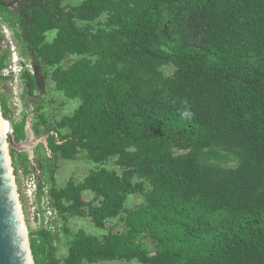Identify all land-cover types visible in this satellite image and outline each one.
Here are the masks:
<instances>
[{"label": "trees", "instance_id": "obj_1", "mask_svg": "<svg viewBox=\"0 0 264 264\" xmlns=\"http://www.w3.org/2000/svg\"><path fill=\"white\" fill-rule=\"evenodd\" d=\"M13 1L16 11L0 6V44L4 24L30 60L21 80L41 99L37 124L59 135L49 140L54 157L41 155L40 192L65 237L68 214L99 227L124 221L103 236L79 229L61 259L49 227L30 232L36 264H264V0ZM69 55L80 58L64 67ZM8 62L4 50L0 99L12 120ZM49 77L81 101L55 122L43 113ZM27 115L12 120L17 141ZM81 152L100 166L59 187L58 158ZM12 155L35 173L26 152ZM112 158L119 169L103 166ZM133 193L143 201L127 208Z\"/></svg>", "mask_w": 264, "mask_h": 264}, {"label": "rangeland", "instance_id": "obj_2", "mask_svg": "<svg viewBox=\"0 0 264 264\" xmlns=\"http://www.w3.org/2000/svg\"><path fill=\"white\" fill-rule=\"evenodd\" d=\"M82 0H63L64 5H75L80 3ZM2 33L4 35V40L0 44V53L4 50H16L23 60V67H30L29 59L23 57L22 49L14 37L12 29L7 25H2ZM55 32H49L47 38L49 40L53 39ZM79 56L69 55L63 62L64 67H68L74 61L79 59ZM163 71L167 75H171L175 71L173 65L163 66ZM7 75L11 76L10 80H5L1 83L3 90L2 92L5 95V98L8 102V106L11 109L12 120H20L25 113L29 115V120L34 122L36 119L34 114V109L37 104L40 103L41 99L37 97H32L31 95L25 93L24 85L21 79L17 77L16 74H8V71H5ZM47 88L46 92H38L42 94V98L46 99V104L43 110V113L47 118L52 122L61 119V117L66 115H72L75 110L79 107L81 101L78 98H68L64 92L59 91L56 88V84L51 77L47 79ZM66 132V129L62 130ZM18 159V156H16ZM34 160V159H33ZM19 159L17 165H15V172L17 183L19 186V191L21 194V199L23 202V207L26 216V222L28 225L29 233L37 232L43 226L49 227L54 234V245L55 252L58 259L64 257L67 253V245L69 239L73 238V235L79 229H85L88 232L98 234L103 236L108 233L110 230L115 232L122 231L124 229L123 218L117 217L107 220L106 224L103 227L96 226L92 221V218L89 214L85 216H73L67 215V224L71 229V234L69 237H65L63 231V219L62 217L53 209L50 203V198L47 193V190L42 194L39 189V179L41 177L40 172L31 173L26 175L23 168L19 165ZM58 164L60 169L57 173V184L59 187L65 186L69 180H74L76 182L82 181L91 170L98 168L100 165L92 162L85 152H81L78 157L74 160H66L63 158H58ZM103 166L110 169H119L116 164V159H110ZM35 180L37 186H33L30 180ZM138 179H136L137 181ZM84 198L86 200H91L94 196V193L90 190H86L84 193ZM143 201V196L140 193L131 194L126 202L127 208H133ZM89 264H142L137 260L134 261H122V260H111V261H99Z\"/></svg>", "mask_w": 264, "mask_h": 264}, {"label": "water", "instance_id": "obj_3", "mask_svg": "<svg viewBox=\"0 0 264 264\" xmlns=\"http://www.w3.org/2000/svg\"><path fill=\"white\" fill-rule=\"evenodd\" d=\"M25 133L24 141L16 140L14 123L4 116L0 99V264H36L12 150L26 152L34 164L35 146L43 141L49 150V144L47 136L36 137L29 119Z\"/></svg>", "mask_w": 264, "mask_h": 264}, {"label": "flooded vegetation", "instance_id": "obj_4", "mask_svg": "<svg viewBox=\"0 0 264 264\" xmlns=\"http://www.w3.org/2000/svg\"><path fill=\"white\" fill-rule=\"evenodd\" d=\"M8 6L9 8H11L12 10H15L16 11V7H15V3L13 0H0V6ZM1 18H2V15L0 14V21H1ZM35 114V117L36 119L34 120V122H32V126H33V129L35 130V133H36V137L37 138H42L44 136H47V140H48V144H49V140L50 138L55 135L57 139H59V136L58 134L55 132V130L53 128H50V129H47L46 128V125L43 124V123H40V124H37L39 122L38 120V115L34 112ZM24 117V116H23ZM30 119L29 118V115H27L26 117V124H27V120ZM50 122V121H49ZM25 124V126H26ZM34 125H38L37 130ZM26 139V135L24 138L22 139H19L18 141H24ZM50 150V151H49ZM49 150L47 147H45L43 141L40 142L39 144H37L34 148V151H35V158H34V164H33V168L35 169V171L37 172H40V174H42V170L39 168V161L41 160V155H44V154H48L50 155L51 157H54L52 156L51 154V149L49 147ZM27 154V153H26ZM28 156V155H27Z\"/></svg>", "mask_w": 264, "mask_h": 264}, {"label": "built area", "instance_id": "obj_5", "mask_svg": "<svg viewBox=\"0 0 264 264\" xmlns=\"http://www.w3.org/2000/svg\"><path fill=\"white\" fill-rule=\"evenodd\" d=\"M13 32V31H12ZM23 60L21 59V55L14 49L9 50V62L8 67L3 70V74L7 75L5 71H8V74H16L19 79H21V73L23 71ZM30 66V65H29ZM30 182L33 184V186H37V183L35 180H30Z\"/></svg>", "mask_w": 264, "mask_h": 264}, {"label": "bare ground", "instance_id": "obj_6", "mask_svg": "<svg viewBox=\"0 0 264 264\" xmlns=\"http://www.w3.org/2000/svg\"><path fill=\"white\" fill-rule=\"evenodd\" d=\"M6 127H7V131H9V123L8 122H6Z\"/></svg>", "mask_w": 264, "mask_h": 264}]
</instances>
